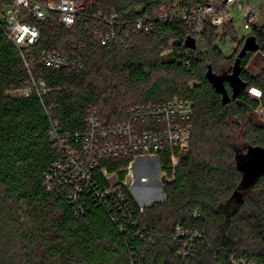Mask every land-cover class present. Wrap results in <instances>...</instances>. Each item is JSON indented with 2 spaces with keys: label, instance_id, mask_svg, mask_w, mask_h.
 Returning <instances> with one entry per match:
<instances>
[{
  "label": "trees",
  "instance_id": "trees-1",
  "mask_svg": "<svg viewBox=\"0 0 264 264\" xmlns=\"http://www.w3.org/2000/svg\"><path fill=\"white\" fill-rule=\"evenodd\" d=\"M87 1L88 10L70 30L60 27L55 17L36 23L40 37L33 55L56 51L80 57L83 65L79 73L43 68L40 79L50 91L41 96L7 94L24 87L29 75L0 25V264H264V173L243 190L237 167L248 147L264 146V124L250 118L264 109V96L256 99L249 93L253 88L264 93V69L257 76L245 71L253 54L264 57V24L240 41L231 24L221 34L207 24L203 48L193 49L184 23L153 21L150 33H137L124 46L115 42L99 47L85 30L87 14L115 12L121 36L137 19L153 20L162 7L189 8L205 0ZM8 2L0 0V13ZM227 37L236 48L225 57L217 42L225 43ZM249 37L258 49L246 52L239 62L238 77L245 88L233 98L225 81L229 102L223 105L207 78L208 68L215 75H230ZM174 97L192 105V138L172 182L164 187V202L140 211L121 187L122 210L107 212L84 194V211L77 213L65 191L44 187L45 175L58 158L51 147L48 113L62 132L73 134L84 130L89 112L114 125L131 107ZM238 141L241 149L236 148ZM159 158L171 176L169 158ZM128 162L103 159L98 169L114 172ZM96 180L101 188L98 174ZM177 228L197 234L185 258L178 256L184 241L175 239Z\"/></svg>",
  "mask_w": 264,
  "mask_h": 264
},
{
  "label": "built area",
  "instance_id": "built-area-1",
  "mask_svg": "<svg viewBox=\"0 0 264 264\" xmlns=\"http://www.w3.org/2000/svg\"><path fill=\"white\" fill-rule=\"evenodd\" d=\"M257 7L250 0H205L202 4L189 8L173 5L162 7L153 17L145 16L137 19L132 30L118 34V16L115 12H96L87 14L85 30L92 34L94 43L104 47L115 42L124 46L137 33H150L153 21L163 24L184 23L188 27L189 38L195 42L201 41L205 26L219 30L230 24L232 12L236 10L243 16V29H257L264 14V0H259ZM9 0L0 13V25L6 38L19 51L29 78L24 87L11 89L8 95L17 98H29L32 95L41 96L50 90L40 79L43 68L59 70L71 68L76 73L83 69L80 57L69 58L56 51H42L32 54V49L39 41V30L36 23H44L55 17V21L65 30L73 28L78 17L88 10V1L81 0ZM84 4L83 6H79ZM193 49H188L191 53ZM169 50L166 51V55ZM163 55V53L161 54ZM250 93V91H249ZM251 95V94H250ZM252 97L258 99L256 96ZM260 98V97H259ZM51 122L49 133L52 150L58 158L45 175L44 187L47 190H63L67 200L77 213H83L85 202L83 195L92 198L107 212L114 208L122 210L124 195L121 187H125L130 195L136 186H161L164 188L172 182L183 154L189 148L192 138L193 115L189 101L174 97L159 103H147L131 107L127 110L125 119L118 124L102 121L94 112H89L84 121V130L68 134L62 132L59 124ZM161 154L169 158V168L172 175L168 176L160 165ZM127 158L126 167L109 172L106 168L98 169L99 161L103 159ZM97 170V173H96ZM97 174L103 185L96 180ZM120 174H124L123 180ZM102 184V183H101ZM160 187V188H161ZM143 196L149 195L142 193ZM142 211V207L138 205ZM197 234L190 235L177 228L175 239L183 240V246L178 256H189L194 247ZM233 264H247L244 261H234Z\"/></svg>",
  "mask_w": 264,
  "mask_h": 264
},
{
  "label": "water",
  "instance_id": "water-1",
  "mask_svg": "<svg viewBox=\"0 0 264 264\" xmlns=\"http://www.w3.org/2000/svg\"><path fill=\"white\" fill-rule=\"evenodd\" d=\"M188 47L194 48V41L189 39L187 41ZM258 46L254 38L249 37L246 39L242 50L240 51L236 62L233 66L230 75H215L208 68L207 78L213 84L216 93L221 95L222 104L225 105L229 102L228 93L224 87V82L228 81L232 87V97L235 98L245 88V84L239 79V62L248 51H257ZM237 167L242 172L241 189H247L254 184L256 179L264 173V146L263 147H248L246 154L237 159ZM238 195V194H236Z\"/></svg>",
  "mask_w": 264,
  "mask_h": 264
},
{
  "label": "rangeland",
  "instance_id": "rangeland-1",
  "mask_svg": "<svg viewBox=\"0 0 264 264\" xmlns=\"http://www.w3.org/2000/svg\"><path fill=\"white\" fill-rule=\"evenodd\" d=\"M76 2L81 3V0H74ZM84 4L79 5L80 7L83 6ZM264 11V10H263ZM234 17L233 24L232 26L234 27L235 33L237 35L238 41L242 40L243 38L247 37L251 31H246L243 29V16L241 12H237L234 10L231 13ZM260 23L264 24V14L261 15V21ZM223 27L218 30V34H221ZM195 45V42H194ZM217 45L219 46L222 54L225 57L230 56L233 51L236 48V44L233 43L232 39L230 37L226 38L225 43H222V39L217 42ZM171 47V44L169 45V48ZM197 49H202L203 48V42L198 41L196 44ZM168 50V49H167ZM166 50V51H167ZM166 51L163 52V55H160L161 57H165ZM227 68V67H226ZM264 69V57L262 54L259 52L255 53L252 55L250 61L248 62L245 71L249 76H257L262 70ZM252 122H259L261 124H264V109L258 108L253 114L250 116ZM102 120V119H101ZM240 142L238 141V144L236 143V148L241 149L243 146L239 145ZM188 149L186 150V152ZM185 152V153H186ZM184 153V154H185ZM183 154V155H184ZM181 162V161H180ZM179 162V163H180ZM179 165V164H178ZM161 187V186H160ZM159 186H136L132 190L131 197L137 201L138 205L142 207V210L145 208L151 207L155 203H162L165 200L164 197V188H160ZM165 187V186H164ZM142 193H147L149 195L143 196Z\"/></svg>",
  "mask_w": 264,
  "mask_h": 264
},
{
  "label": "clouds",
  "instance_id": "clouds-1",
  "mask_svg": "<svg viewBox=\"0 0 264 264\" xmlns=\"http://www.w3.org/2000/svg\"><path fill=\"white\" fill-rule=\"evenodd\" d=\"M250 94L256 96L257 98L264 96V93H262L259 89H250Z\"/></svg>",
  "mask_w": 264,
  "mask_h": 264
},
{
  "label": "crops",
  "instance_id": "crops-1",
  "mask_svg": "<svg viewBox=\"0 0 264 264\" xmlns=\"http://www.w3.org/2000/svg\"><path fill=\"white\" fill-rule=\"evenodd\" d=\"M251 4L255 5V6H259L260 5V1L259 0H250ZM233 20H234V17L233 15L231 16V22L230 24L232 25L233 24Z\"/></svg>",
  "mask_w": 264,
  "mask_h": 264
}]
</instances>
